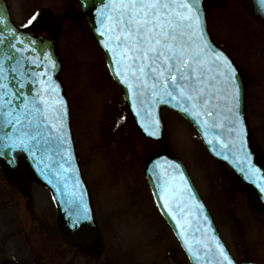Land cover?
Returning <instances> with one entry per match:
<instances>
[{"label":"rangeland","instance_id":"1","mask_svg":"<svg viewBox=\"0 0 264 264\" xmlns=\"http://www.w3.org/2000/svg\"><path fill=\"white\" fill-rule=\"evenodd\" d=\"M12 5L15 23H28L38 10L45 9L61 24L56 41L61 81L80 165L91 189L100 248L90 257L86 250H73L63 242L53 256L39 230L41 226L56 229L49 217L50 193L25 179L23 195L1 169L0 261L10 258L13 251L22 255V235L27 234L25 264H34L37 254L44 264L60 260L58 254L76 256L77 264H189L146 186L144 165L162 144L137 133L84 18H75L80 12L76 0H14ZM250 7L249 0H209L207 28L214 44L243 75L250 139L264 156V24L252 17ZM161 115L167 151L184 165L235 262L264 264V221L255 194L208 156L194 129L181 117L167 111ZM23 223L26 233L21 234Z\"/></svg>","mask_w":264,"mask_h":264},{"label":"snow or ice","instance_id":"2","mask_svg":"<svg viewBox=\"0 0 264 264\" xmlns=\"http://www.w3.org/2000/svg\"><path fill=\"white\" fill-rule=\"evenodd\" d=\"M264 8V0H258ZM87 6V5H85ZM35 16L29 20V24ZM96 32L102 40L103 49L112 62V71L131 97L132 111L140 119V124L148 136H156L160 121L156 116L159 105H170L191 118L205 133V139L212 145L217 135L208 138L209 133L222 129L225 122L230 135L228 144L234 157H243L248 164L250 154L246 151L245 119L240 112L241 84L234 62L222 50L215 49L206 36L205 22L201 10V0H102L95 8ZM0 26L6 28V35L0 36V44L14 41L10 46L17 52H33L16 32L5 24L0 16ZM31 43H35L34 41ZM22 44L23 49L17 48ZM41 58L48 63L40 64ZM13 59L6 56L5 60ZM36 67L55 69L53 58L47 53L35 58L28 56ZM17 64L20 60L16 61ZM11 71L16 72V68ZM18 86L24 89L27 84L39 81L40 90H33L31 98L23 96L22 103L14 104L16 92L7 81L4 61H0V116L4 117L0 131L8 129L0 136V157L27 153L30 157L40 156L37 167L43 163L55 145L56 155L60 157L55 170L56 180H48L59 191V179L71 172L75 176L73 191L67 200L66 214L73 228H79L91 220L85 201V192L80 188V178L73 167L72 143L67 124V107L59 95V85L46 71L34 73L33 80H25L19 73ZM47 77V81L40 79ZM19 108V111H17ZM227 159V157H225ZM162 168L159 161L150 172L154 180L155 199L163 214L172 219L186 250L202 264H233L232 259L216 235L210 237L211 225L199 222L202 205L196 200L181 166L171 161ZM44 168H49L44 164ZM244 172V168L240 169ZM259 169L248 164V172L253 176ZM47 178L48 173L41 169ZM247 172L245 179H248ZM252 182H256L253 180ZM264 192V184L257 183ZM78 189V191H77ZM64 194V193H62ZM197 210L195 232L199 239L193 243L189 235L192 229V210Z\"/></svg>","mask_w":264,"mask_h":264},{"label":"water","instance_id":"3","mask_svg":"<svg viewBox=\"0 0 264 264\" xmlns=\"http://www.w3.org/2000/svg\"><path fill=\"white\" fill-rule=\"evenodd\" d=\"M80 6H81V11L85 17V20L88 24V26L91 29L92 34L94 35V39L96 41L97 46L101 49V51L104 54V57L106 59V63L108 66V69L113 77V79L116 81V83L121 87L122 91H123V97L124 100L127 102L132 114H133V118L135 123L140 127V129L143 131V133L148 136L145 131L143 130V128L141 127L140 124V119L133 113L132 111V103H131V97L128 93L127 88L122 85L121 83H119V81L117 80V78L115 77L113 71H112V62L110 60V57L108 55V53L103 49V47L101 46L100 41L102 40V37H100L98 35V33L96 32V23H95V8L100 6L102 3V0H79ZM252 3V9H251V13L256 16L257 18H259L263 23H264V8H261V6L258 3V0H251ZM87 5V6H85ZM204 5H205V1L201 0V10H202V14H203V19L205 22V30H206V19H205V13H204ZM0 16L5 17V24L7 25L8 28L13 29L17 36L20 37L21 39H23L26 43H29V46L34 48L35 51L33 52H23V54L21 52H17L16 48L11 47L10 45L14 42L11 40L5 41L4 44H0V61H4L5 64V71H6V76H7V83L9 85L10 88L14 89L16 92V99L14 100V104L15 105H19L20 103H22L23 100V96L24 95H28L30 98L31 96L34 94L33 90H40V83L37 80V82L35 84H27L26 87L24 89H20L18 86V81L20 80V75L19 73H23L24 74V78L25 80H33L35 79V77L33 76L34 73H40L43 71H46L48 74H50L52 76V79L59 85V95L62 96L65 100L66 103V107H67V112H68V116H67V124L69 127V133H70V140L72 143V156H73V160H74V164L73 167L76 168L77 170V175L80 178V188H82L85 192V201L87 203L90 215H91V220L90 222H88L85 225H81L79 228H73L70 225V221L68 219V216L66 214V206H67V200L70 198L71 193L73 191V184H74V180H75V176H73V174L71 172H67L65 173V175L68 177L67 179V188H65V181H64V177L61 176L58 183H59V191H57V188L53 186V184L48 183V180H56V175H55V170L58 169L59 167V163H62V161L60 160V157L58 155H56V151H55V145H49V148L51 149V151L47 152V155H50L52 157L51 160L47 159V156H45L43 163H40L39 168L37 167V161L40 160V156L37 155L35 157H30L27 153H14L12 154V156H14V164L10 162V157L9 156H4V157H0V163L7 169V171L9 172V174L11 175V177L14 180H17L20 176V168L23 165H26L28 167V169L30 170V172L32 173L34 179L39 182L40 184H42L45 188H47L54 199V202L56 204L57 207V213H58V223H59V228L61 230V234L62 236L69 242L72 243L74 245H80V246H88V245H92L94 244L97 240H98V233H97V228L95 225V221L93 218V213H92V209H91V203L89 200V196H88V192L85 186V183L82 179L80 170H79V165L77 162V158H76V154H75V149H74V145H73V140H72V136H71V130H70V124H69V111H68V105H67V101L64 97L63 94V89L61 87V84L58 80V74L60 71V62L55 50V45L54 42L52 40H47L44 39L36 34H31V33H24L20 30H18L11 22L10 18H9V14L6 8V5L4 3L3 0H0ZM6 35V28L4 26H0V36ZM206 36L208 37L210 43L212 44V46L217 49V47H215L213 45V43L211 42L208 34H207V30H206ZM35 42L34 44L31 42ZM17 48H21L23 49V45L22 44H17L16 45ZM41 53H47L48 55H50L53 60L55 61L56 67L55 69L52 68H44V67H36L30 60L26 59V57L31 56L33 58H35L36 56L41 55ZM6 56H11L13 57V59H7L5 60ZM17 60H20V63L17 64ZM47 61H44L42 58L40 60V64L41 65H45L47 64ZM12 68H16L17 71L13 72L11 71ZM239 76V83L241 84V99H240V112L243 116V118L245 119V107H244V89H243V83L241 80V76L238 73ZM40 79H43L45 81H47V77H41ZM161 108H167L171 111H174L178 114H180L181 116H183L188 122H190L193 127L196 129V131L198 132L205 148L207 149L208 153L214 158L217 159L219 161H222L224 163H226L239 177V179L244 182L247 185H250L251 187H253V189L256 191L257 196L262 204V208L263 211H261V215L264 217V192H261L260 189L257 187V183H262L264 184V169L257 163V160L261 159V157L256 154L250 145V142L248 140V131H247V126H246V121H245V130H246V142H247V147H246V151L250 154V160L248 161V164H251L252 166H254L255 169H259L260 171L257 172L255 174V176L252 175L251 172H248V164H244L243 163V157H234L232 154V151L230 150L229 147L225 146V147H221V145H227L228 144V140L230 134L227 130L228 125L225 122V126L222 129H216L214 133H209L208 138L211 139L213 135H217L219 137L218 140L214 141L212 145H209V143L207 142V140L205 139V133L202 131V129L196 124V122H194L191 118H189L188 116H186L185 114L179 112L177 109L171 107L170 105H159L156 109V116L158 117L159 121H160V127H159V131L158 134L156 136H148L149 138L155 139V140H160L163 136V128H162V123H161V119L159 116V111ZM17 111H19V108H17ZM4 117L0 116V124L3 123ZM8 131V129H4L3 131H0V136L3 135V132ZM225 157H227V159H225ZM157 161L160 162L161 167L162 168H166V162L167 161H171L173 163L179 164L181 166V171L184 172L186 178L189 181V184L191 185L192 189H193V193L196 196V200L202 205L203 207V212L201 214H199V222L203 223L205 221V218L207 220V223L203 225L204 228L207 227V225H211V231L206 233V235H208L209 237L211 235H216V230L215 227L212 223L211 218L209 217L207 211L205 210L203 204L201 203L192 183L191 180L189 179L187 173L185 172V169L183 168V166L179 163L178 160L176 159H172L169 158L168 154H164L161 156H157L152 158L145 169V175L147 178V181L149 183V186L152 190V193L154 194V192L156 191V189L154 188V180L150 175L151 170L153 169V167L156 165ZM44 164H48L49 168L45 169L44 168ZM241 167L244 168V172H242L240 169ZM41 169H43L45 172L48 173L47 178H45L44 175L41 174ZM247 172L248 174V179H245V173ZM253 180H255L256 182H252ZM78 191V189H77ZM64 193V194H62ZM154 196V195H153ZM155 199V197H154ZM156 204H158L159 202L155 199ZM159 210L161 211V213L163 214V210L161 208H159ZM192 229H193V233L194 236L192 234L189 235V239L195 243L196 239H199L200 237V233L199 232H195V227H196V223H197V210L195 208H193L192 210ZM168 222V224L171 226L172 230L175 232V234L177 235V237L179 238L181 244L183 245L182 240L179 237L178 234V229L175 227L174 222L172 221V219L170 217H168L167 215L163 214ZM219 239V238H218ZM184 247V245H183ZM184 249L186 250V248L184 247ZM187 254L189 255V259L191 261L192 264H202L201 262H198L197 260H195L193 258V256L186 250ZM234 264V263H233Z\"/></svg>","mask_w":264,"mask_h":264},{"label":"flooded vegetation","instance_id":"4","mask_svg":"<svg viewBox=\"0 0 264 264\" xmlns=\"http://www.w3.org/2000/svg\"><path fill=\"white\" fill-rule=\"evenodd\" d=\"M4 1L7 4V8L11 17V9L13 7L12 2L14 0H4ZM46 14L47 13L44 12L43 10H38L35 16V20H33L31 24H29L28 22L26 25H25V21L15 23L12 17L11 19L14 22V24L23 31L26 30L28 32L37 33L46 38L56 39L60 26L54 23L52 17L50 16L47 17ZM48 233H49L48 241L54 244V241L56 240L55 237L52 234H50V231H48ZM0 264H17V263L4 261Z\"/></svg>","mask_w":264,"mask_h":264}]
</instances>
